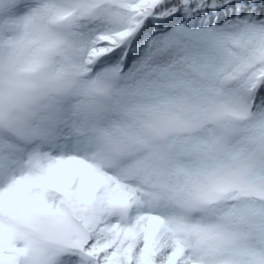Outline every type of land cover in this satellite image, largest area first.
Wrapping results in <instances>:
<instances>
[{
    "label": "snow or ice",
    "instance_id": "snow-or-ice-1",
    "mask_svg": "<svg viewBox=\"0 0 264 264\" xmlns=\"http://www.w3.org/2000/svg\"><path fill=\"white\" fill-rule=\"evenodd\" d=\"M10 8L22 13L0 50L10 94L39 78L58 23L73 29L86 86L104 73L127 84L118 122L101 129L122 133L117 164L34 152L0 178V264H264V0H0ZM177 32L198 41L172 56L163 41ZM161 149L162 191L145 193Z\"/></svg>",
    "mask_w": 264,
    "mask_h": 264
},
{
    "label": "clouds",
    "instance_id": "clouds-1",
    "mask_svg": "<svg viewBox=\"0 0 264 264\" xmlns=\"http://www.w3.org/2000/svg\"><path fill=\"white\" fill-rule=\"evenodd\" d=\"M42 23L37 19V30ZM108 24L109 27H120L114 17L109 18ZM49 27L56 33L58 44L42 58L39 78L31 73L26 74L29 87L15 95L10 94L7 77L0 81V107L5 114L0 119V139L5 141L0 144V153L7 156L14 153V146L37 141L45 129L51 127L54 109L72 101L75 104L73 116L76 123L84 134L96 140L98 162L113 166L120 160L117 147L122 133L112 129L111 137L106 140L101 134V122L113 115L115 102L123 96V79L112 73H104L97 78L95 85L82 88L81 82L88 80L90 74L73 67V63H78L79 53L71 25L58 23ZM152 51L156 53L157 50L154 48ZM170 55L176 56L179 52ZM159 60L160 57L153 54L151 65L154 66ZM54 66H58L55 73L52 71ZM13 113L14 116L10 115ZM163 140V137H153L150 143L162 145ZM189 156L194 158L195 153H189ZM170 157V152L164 149L155 154L147 173L148 181L142 186L145 193L162 191ZM109 211L118 214L120 209L111 206ZM37 264H44L43 258Z\"/></svg>",
    "mask_w": 264,
    "mask_h": 264
},
{
    "label": "trees",
    "instance_id": "trees-1",
    "mask_svg": "<svg viewBox=\"0 0 264 264\" xmlns=\"http://www.w3.org/2000/svg\"><path fill=\"white\" fill-rule=\"evenodd\" d=\"M22 15L15 8L0 10V50H7V41L18 38L20 32L13 28L6 30L5 22L12 23L18 21ZM198 38L186 35L182 32L171 34L164 39L163 43L168 46L172 52L179 53L183 48H191L197 43ZM124 88L127 84V77L123 79ZM87 81H83L81 87H86ZM119 101V100H118ZM115 102V110L110 118L101 122V127L108 128L118 122L117 106ZM75 104L68 101L63 105L54 109V117L50 128L45 129L37 141L26 145L14 146L15 151L10 155L0 153V178L7 174H15L18 170H23L24 163L29 155L34 152L47 154L51 157L60 156H92L98 149V145L94 137L83 133L76 123L73 112ZM5 143L0 139V144Z\"/></svg>",
    "mask_w": 264,
    "mask_h": 264
}]
</instances>
